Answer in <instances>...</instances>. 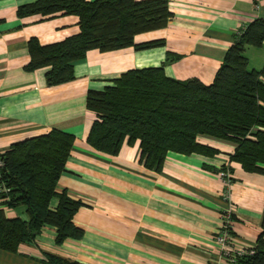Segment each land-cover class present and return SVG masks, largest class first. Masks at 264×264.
Instances as JSON below:
<instances>
[{"label":"crops","instance_id":"crops-1","mask_svg":"<svg viewBox=\"0 0 264 264\" xmlns=\"http://www.w3.org/2000/svg\"><path fill=\"white\" fill-rule=\"evenodd\" d=\"M37 1L0 0V154L53 130L73 135L59 191L85 205L73 221L83 237L57 246L55 230L46 228L16 254L0 250V264H49L48 256L77 264H218L215 238L228 219L235 240L255 247L263 233L264 175L231 162L236 145L202 138L200 144L218 155L170 154L155 173L140 163L139 142L125 144L117 157L88 145L94 114L87 97L130 71L162 66L170 79L211 85L237 36L264 19V0H170L168 27L135 39L165 47L90 52L75 65V80L56 88L46 83L50 69L27 71L28 43H60L77 33L79 19L18 18L20 7ZM245 55L251 71L264 68V47ZM169 56L179 59L170 63ZM223 168L232 171L230 185L220 179ZM0 210L28 221L25 207L10 210L0 201Z\"/></svg>","mask_w":264,"mask_h":264},{"label":"trees","instance_id":"trees-1","mask_svg":"<svg viewBox=\"0 0 264 264\" xmlns=\"http://www.w3.org/2000/svg\"><path fill=\"white\" fill-rule=\"evenodd\" d=\"M40 16L79 19L77 33L64 41L42 46L28 43L29 72L50 69L49 88L75 80V65L88 53L102 54L133 48L150 51L164 41L136 45V37L168 27L173 18L170 0H38L19 8L18 18ZM264 47V19L249 25L226 54L214 82H180L167 77L165 67L134 70L101 91L89 92L87 109L94 122L87 139L96 152L117 157L125 144L140 143V163L161 173L170 154L214 157L218 151L200 144L210 138L236 145L231 162L248 174L264 175V68L251 71L246 51ZM178 57L169 56L168 62ZM75 137L53 130L12 146L0 154V201L8 209L25 207L28 221L8 219L0 210V250L16 254L32 244L46 228L55 230V243L79 240L83 232L74 217L85 207L67 191H59ZM220 172L232 171L223 168ZM57 202V206L54 203ZM263 233L255 255L237 264H264ZM49 264H77L48 256Z\"/></svg>","mask_w":264,"mask_h":264},{"label":"built area","instance_id":"built-area-1","mask_svg":"<svg viewBox=\"0 0 264 264\" xmlns=\"http://www.w3.org/2000/svg\"><path fill=\"white\" fill-rule=\"evenodd\" d=\"M259 9V7H257ZM246 28H244L245 31ZM3 163L0 162V169L3 168ZM220 179L226 184L232 183L230 172H221ZM215 243L220 249V257L218 264H237L240 259L252 257L255 255V247H247L235 240L232 234L231 220L228 219L224 226L215 238Z\"/></svg>","mask_w":264,"mask_h":264},{"label":"rangeland","instance_id":"rangeland-1","mask_svg":"<svg viewBox=\"0 0 264 264\" xmlns=\"http://www.w3.org/2000/svg\"><path fill=\"white\" fill-rule=\"evenodd\" d=\"M137 45V44H136Z\"/></svg>","mask_w":264,"mask_h":264}]
</instances>
